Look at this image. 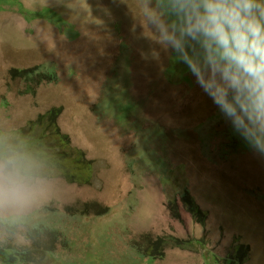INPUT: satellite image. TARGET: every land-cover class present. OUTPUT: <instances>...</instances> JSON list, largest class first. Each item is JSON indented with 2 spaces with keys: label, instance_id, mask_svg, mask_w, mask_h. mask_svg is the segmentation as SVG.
I'll use <instances>...</instances> for the list:
<instances>
[{
  "label": "rangeland",
  "instance_id": "obj_1",
  "mask_svg": "<svg viewBox=\"0 0 264 264\" xmlns=\"http://www.w3.org/2000/svg\"><path fill=\"white\" fill-rule=\"evenodd\" d=\"M141 24V0H0V142L25 150L0 264H264V155ZM52 108L68 145L31 126Z\"/></svg>",
  "mask_w": 264,
  "mask_h": 264
},
{
  "label": "clouds",
  "instance_id": "obj_2",
  "mask_svg": "<svg viewBox=\"0 0 264 264\" xmlns=\"http://www.w3.org/2000/svg\"><path fill=\"white\" fill-rule=\"evenodd\" d=\"M147 38L171 50L234 131L264 155V0H141ZM25 189L0 171V201Z\"/></svg>",
  "mask_w": 264,
  "mask_h": 264
},
{
  "label": "trees",
  "instance_id": "obj_3",
  "mask_svg": "<svg viewBox=\"0 0 264 264\" xmlns=\"http://www.w3.org/2000/svg\"><path fill=\"white\" fill-rule=\"evenodd\" d=\"M23 72H26L25 70H22ZM37 73H43L42 71V67L37 68L36 74ZM29 76L30 77L32 75L31 72H29ZM44 77H47L48 79H56L55 76V71L53 69V67H47V71L46 73H44ZM56 118H57V114H56V109L52 108L50 110H48V112L44 115H40L36 121L31 122V126L34 125H38L40 123L46 122L48 125H51L52 128L54 129L53 134L56 136L53 139V142H55L59 147H62L64 145H68L70 143V140L68 139V136L64 133H62L60 131L59 126L57 125L56 122ZM48 134L46 133V131H44L39 138L43 139L46 138L47 139ZM3 142H0V159L4 160L5 162H7V164H9V166L12 165V163H16V162H8V159L13 155L18 156L19 154L24 153V148L23 146H21V151L18 152L14 147L12 146H8L6 145L5 148L3 147ZM42 150V149H41ZM39 151V153L36 155V157L34 158L40 165L44 167L41 172H46L48 171L47 174H44V177L50 176L52 174H54V172H52L53 169H57L61 171L62 167L66 164L65 160L66 157L64 156V153L62 150L58 149V148H52L49 149L51 150L53 157H51L50 159H46L45 158V151ZM11 151V152H10ZM29 160H27L24 163V166H27V162ZM20 163V162H19ZM33 163V161L31 162ZM19 168H22V166L19 165ZM24 169H28L26 167H23ZM38 174L34 173L33 176H37ZM73 175L71 177V180L73 179ZM174 203H172V211L174 212V215H176L175 213H177V202L173 201ZM182 203L184 205V207H186V209L194 216V217H198L200 214H202V211L198 208L197 205H195L194 201H192V198L189 194V192L187 190H185V192L182 194ZM171 209V206H170ZM7 252H5V254L3 256L8 255Z\"/></svg>",
  "mask_w": 264,
  "mask_h": 264
},
{
  "label": "bare ground",
  "instance_id": "obj_4",
  "mask_svg": "<svg viewBox=\"0 0 264 264\" xmlns=\"http://www.w3.org/2000/svg\"><path fill=\"white\" fill-rule=\"evenodd\" d=\"M142 47V46H141Z\"/></svg>",
  "mask_w": 264,
  "mask_h": 264
}]
</instances>
